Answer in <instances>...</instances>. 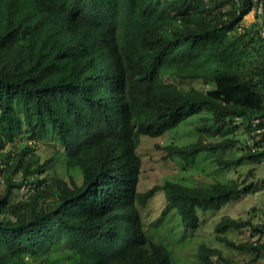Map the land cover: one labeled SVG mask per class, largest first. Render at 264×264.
<instances>
[{
  "label": "trees",
  "instance_id": "16d2710c",
  "mask_svg": "<svg viewBox=\"0 0 264 264\" xmlns=\"http://www.w3.org/2000/svg\"><path fill=\"white\" fill-rule=\"evenodd\" d=\"M252 0H0V264H177L145 231L141 210L160 190L161 216L202 226L254 183L191 187L171 179L142 191L141 137L198 116L193 142L163 159L218 154L264 115V41L243 27ZM209 88H186L183 81ZM220 140H217L218 137ZM232 136V137H230ZM215 139V140H213ZM54 141L43 163L39 143ZM11 142L7 150L6 143ZM245 145L248 146L246 141ZM261 150L215 160L221 169L264 162ZM6 145V146H5ZM53 172V174H51ZM252 219L223 215L215 240L260 264L264 241L231 237ZM262 250V251H261ZM199 264H237L203 243Z\"/></svg>",
  "mask_w": 264,
  "mask_h": 264
},
{
  "label": "rangeland",
  "instance_id": "374dc122",
  "mask_svg": "<svg viewBox=\"0 0 264 264\" xmlns=\"http://www.w3.org/2000/svg\"><path fill=\"white\" fill-rule=\"evenodd\" d=\"M257 21L258 18L255 13L250 12L242 26L249 28L257 24ZM183 85L186 88L194 87L197 89L211 87V85H206L197 80L183 81ZM197 118L198 116H193L183 121L160 137H141L138 150L142 156V174L138 188L145 191L154 185H163L171 179L180 180L183 184L191 187H210L211 181L209 179L214 177L221 181L239 179L241 181L246 180L248 184L253 182L254 189L243 195L237 202L225 206L219 211L203 214L202 226L197 229H185L182 225L181 216L176 209L172 210L166 217L161 216L166 203V192L160 190L149 204L141 210L144 228L156 240H161L167 245L177 264H199L197 252L199 246L203 243L220 247L225 255H232L237 264H243L248 262L251 256L247 255L244 258L229 250L223 244L218 243L214 238V228L223 215L252 219L255 228H246L240 232L230 234L231 237L255 241L261 236L260 232H262L264 241V162L246 161L242 165L227 169L219 167L215 160L218 156L237 159L245 155L247 149V145L244 143L246 134L240 128L233 136L235 141L232 146L227 150L219 151L216 155L205 152L184 163L179 158L163 159L165 152L159 148L160 146L164 147L171 142L187 145L193 142L194 138L196 139L195 127L199 123ZM220 138L219 136L217 140H220ZM10 143H6L5 149H10ZM55 143L50 141L38 144L41 150L42 163L55 154V148L57 147ZM67 252L68 247L63 244L60 250L53 251L52 257L59 259L58 264H68ZM262 253L264 254V251ZM259 263L264 264V258L260 259Z\"/></svg>",
  "mask_w": 264,
  "mask_h": 264
},
{
  "label": "built area",
  "instance_id": "2783aa9c",
  "mask_svg": "<svg viewBox=\"0 0 264 264\" xmlns=\"http://www.w3.org/2000/svg\"><path fill=\"white\" fill-rule=\"evenodd\" d=\"M242 1V0H239ZM255 4L253 10L259 22V34L264 41V0H252ZM243 26L240 31H243ZM250 133L246 136L245 141L250 146L252 151L261 150L262 146L257 145V142L263 140L264 145V115L253 117L249 121ZM247 146V147H248Z\"/></svg>",
  "mask_w": 264,
  "mask_h": 264
}]
</instances>
